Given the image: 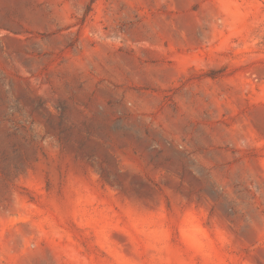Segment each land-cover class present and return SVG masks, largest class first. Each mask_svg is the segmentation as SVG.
Here are the masks:
<instances>
[{"label":"rangeland","instance_id":"374dc122","mask_svg":"<svg viewBox=\"0 0 264 264\" xmlns=\"http://www.w3.org/2000/svg\"><path fill=\"white\" fill-rule=\"evenodd\" d=\"M0 264H264V0H0Z\"/></svg>","mask_w":264,"mask_h":264}]
</instances>
